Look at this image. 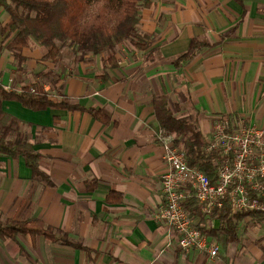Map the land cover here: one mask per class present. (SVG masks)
Returning <instances> with one entry per match:
<instances>
[{"label": "crops", "instance_id": "obj_1", "mask_svg": "<svg viewBox=\"0 0 264 264\" xmlns=\"http://www.w3.org/2000/svg\"><path fill=\"white\" fill-rule=\"evenodd\" d=\"M150 1L136 26L148 46L119 45L113 68L103 55L75 62L66 48L56 63L47 62L39 45L17 63L5 48L7 17L0 10L3 89L39 83L52 99L79 108L32 111L16 101L0 103L42 156L39 169L48 180H34L21 157L0 156L2 218L39 220L65 236V243L27 235L0 239V264H264L256 239L249 240V229L263 231L260 226L249 225L231 244L221 232L208 233L219 247L214 260L181 253L157 218L165 165L152 104L165 96L174 116L194 122L207 141L222 117L236 127H264V0ZM191 39L206 46L193 61L174 66ZM93 110L108 122L97 121ZM192 222L207 232L219 227L205 215Z\"/></svg>", "mask_w": 264, "mask_h": 264}, {"label": "trees", "instance_id": "obj_2", "mask_svg": "<svg viewBox=\"0 0 264 264\" xmlns=\"http://www.w3.org/2000/svg\"><path fill=\"white\" fill-rule=\"evenodd\" d=\"M150 4V0H0V10L7 17L4 30L9 35L5 48L17 63L24 61L26 49L39 45L44 51L42 59L47 62L56 63L61 50L66 48L73 54L75 62L87 55H103L107 65L113 68L116 66L115 50L119 45L128 41L138 50L148 46L149 37L139 35L136 26L140 11ZM205 46L199 39H191L187 52L173 59V65L193 61ZM48 76L49 72H46L39 77ZM106 77V73L100 75L101 80ZM2 101H16L32 111L79 109L65 100L52 99L39 83L29 84L18 91H6L0 85V103ZM152 104L160 134H174V146L184 153L187 164L197 167L214 184L219 155L205 151L208 141L197 125L174 116L165 96L154 97ZM91 114L101 123L109 120L102 111L93 110ZM21 126L18 120L3 113L0 106V156L21 157L34 180L48 183L39 169L42 156L22 136ZM258 201L264 205V196ZM183 207L191 219L204 215L194 198L185 200ZM210 217L217 218L218 229L209 232L198 229L207 237L210 236L208 233H223L226 244L238 242L249 225L264 229V211L234 213L228 203H224L222 209L214 210ZM17 235H27L31 239L43 236L52 242L65 243L62 233L45 227L39 220L3 219L0 213V239L14 240ZM252 243L264 256V236Z\"/></svg>", "mask_w": 264, "mask_h": 264}, {"label": "built area", "instance_id": "obj_3", "mask_svg": "<svg viewBox=\"0 0 264 264\" xmlns=\"http://www.w3.org/2000/svg\"><path fill=\"white\" fill-rule=\"evenodd\" d=\"M174 139L175 135L157 137L165 165L160 176L163 206L157 218L171 229L181 253L197 251L214 260L218 245L193 225L183 203L194 198L208 217L224 203L234 213L263 212L264 205L258 198L264 196V127H236L227 117L214 122L205 149L219 155L214 184L197 167L187 164L184 153L174 146Z\"/></svg>", "mask_w": 264, "mask_h": 264}, {"label": "rangeland", "instance_id": "obj_4", "mask_svg": "<svg viewBox=\"0 0 264 264\" xmlns=\"http://www.w3.org/2000/svg\"><path fill=\"white\" fill-rule=\"evenodd\" d=\"M173 136H174V134H172ZM250 230V232H249V240H251V238L252 239H260L261 237H263L264 236V230L262 231L261 229H255V228H250L249 229ZM252 241V240H251ZM255 241V240H254Z\"/></svg>", "mask_w": 264, "mask_h": 264}]
</instances>
